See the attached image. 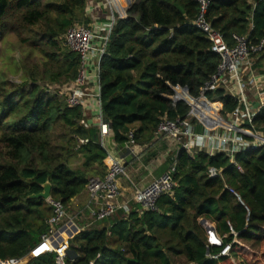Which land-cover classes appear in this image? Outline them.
<instances>
[{"label": "trees", "instance_id": "1", "mask_svg": "<svg viewBox=\"0 0 264 264\" xmlns=\"http://www.w3.org/2000/svg\"><path fill=\"white\" fill-rule=\"evenodd\" d=\"M208 1L206 20L228 45L233 35L252 43L264 39V0ZM85 10V0H0V40L14 36L26 49L20 83L0 75L2 260L24 258L48 231L51 208L29 196L49 182L51 199L67 206L85 189L94 165L106 168L99 130L85 127L81 108L69 107L61 94L79 70V56L66 46L64 34L88 23ZM198 12L196 0H134L127 18L116 20L98 73L102 121L116 144H126L132 132L135 145H151L163 117L188 114L186 104L165 98L172 87L197 96L215 73L219 57L192 24ZM208 97L223 117L237 106L221 89ZM246 126L264 136V106ZM79 154L82 170H74L69 163ZM167 164L175 167L176 186L158 199V212L131 202L128 213L119 210L93 222L69 241L63 264H174L178 257L183 264H232L238 258L235 239L263 245L264 146L235 154L233 162L224 154L190 156L177 146ZM210 168L219 176L209 177ZM202 220L213 224L221 247L208 245ZM226 245L230 254L213 258ZM27 264L58 263L47 252Z\"/></svg>", "mask_w": 264, "mask_h": 264}, {"label": "built area", "instance_id": "2", "mask_svg": "<svg viewBox=\"0 0 264 264\" xmlns=\"http://www.w3.org/2000/svg\"><path fill=\"white\" fill-rule=\"evenodd\" d=\"M121 1L104 0L110 11V16L103 24H74L64 34L66 46L79 56V70L76 78L70 84L63 86L61 90L65 103L69 107H81L83 100L90 96L87 87L88 65L90 62L96 63L95 75L98 79L99 61L105 52L113 25L117 19L127 18V11L133 0L123 13L120 10ZM196 2L199 6V12L192 24L205 35L210 43L209 50L218 55L220 62L215 73L200 88L197 96H191L187 88L172 87V92L166 95L165 98L172 105L180 102L186 104L189 108L188 114L185 118L175 120L163 117L157 126L155 135L167 138L172 144L180 147L190 156L197 153H205L209 156L224 154L230 159V162H233L235 154L264 146V136L245 125L246 122H250L254 115L251 113V105L245 96L247 83L241 79L242 68L251 67L253 59L263 54L264 39L252 43L247 36L233 35V45H228L222 34L206 20L209 1L196 0ZM248 83H254L253 79L248 80ZM222 88L226 90V94L237 102L234 111L226 117L221 115L220 109L208 97ZM179 92L185 97H179ZM200 105L203 107H200ZM211 105L214 106V112H212ZM99 119L101 122L99 136L103 141L106 133L101 114ZM196 126H201V133L195 132ZM126 145H135L132 132L128 133ZM105 161L107 164L104 177L101 179L92 178L85 186L90 204H97L95 208L89 210V218L94 222L109 218L119 210H124L125 213L129 212L128 204L119 202L121 197L119 178L124 173L123 166L108 153ZM174 168V166L170 167L146 186L136 189L133 192L131 202L140 205L145 211L158 212V199L162 195H171L176 186L173 180ZM219 174L220 172L216 169H209V177L215 178ZM227 190L239 199L234 189L227 188ZM46 202L51 208L50 217L46 221L48 231L41 236V242L35 248L43 250L41 254L55 253L57 263L63 264L68 249L67 245L64 243L51 248L48 242L54 240L60 223L66 217V206L60 200L51 198ZM203 227L206 231L208 245L221 247L222 238L216 233L213 225L205 221ZM233 243H237L236 239ZM230 250L231 246L226 245L213 258L228 256ZM21 261L22 259H0V264H21Z\"/></svg>", "mask_w": 264, "mask_h": 264}, {"label": "crops", "instance_id": "3", "mask_svg": "<svg viewBox=\"0 0 264 264\" xmlns=\"http://www.w3.org/2000/svg\"><path fill=\"white\" fill-rule=\"evenodd\" d=\"M86 1V17H88V24L101 25L106 22L110 16V11L105 5L104 0H85ZM88 71V92L89 95L83 100L80 107L85 117V127H96L99 132L101 129V122L99 116L101 114L99 102V84L96 78V63L90 62ZM243 82H246L245 96L251 105V113L256 114L259 107L264 106V54L253 59L251 67L242 68ZM253 79L252 84L248 80ZM224 92L226 90L222 88ZM227 93V92H226ZM201 107H203L201 105ZM248 122L245 123V125ZM104 125V122H103ZM106 133L103 141L99 136L100 145L112 158L122 164L124 173L119 178V185L121 187L120 203H131L133 192L146 186L148 183L158 178L165 173L170 166L167 164V158L171 157L177 148L167 138L163 136H155L156 139L149 146H127L126 144L118 145L113 139V133L109 125H104ZM193 156V155H192ZM83 158L79 154L72 159L69 163L70 167L74 170H82ZM106 161L104 166L106 167ZM104 171L98 169L96 165L93 166L92 171L89 173V178H100L104 175ZM150 177V178H149ZM149 178V179H148ZM101 179V178H100ZM122 181L126 182L127 188L122 186ZM129 185V186H128ZM132 188H131V187ZM130 187V188H128ZM131 189V198L123 201L127 191ZM97 204H90L89 196L86 188L66 206V217L63 223L59 226L55 234L54 240L49 242V246L58 247L61 244H66L69 248V241L72 240L80 232L89 229L93 222L89 218L90 208H95ZM96 222V221H95ZM213 225V224H212ZM43 250L35 248L27 256L22 258L21 264H27L36 255L42 253Z\"/></svg>", "mask_w": 264, "mask_h": 264}, {"label": "rangeland", "instance_id": "4", "mask_svg": "<svg viewBox=\"0 0 264 264\" xmlns=\"http://www.w3.org/2000/svg\"><path fill=\"white\" fill-rule=\"evenodd\" d=\"M80 23L83 25L88 24L84 20ZM23 51H26V49L20 47L18 41L14 36L10 35L7 36L4 40H0V75H3L10 82L20 83L21 81L23 66L20 65V58ZM126 184V182L122 181L123 187L127 188ZM125 194L128 195H125L123 201H127L131 198V195H129L131 194V189ZM62 223L63 222H61L60 225ZM236 241L238 258L232 259V264H264V242L263 245H259L252 242H242L237 239ZM183 263L184 260L180 257L174 259V264Z\"/></svg>", "mask_w": 264, "mask_h": 264}, {"label": "water", "instance_id": "5", "mask_svg": "<svg viewBox=\"0 0 264 264\" xmlns=\"http://www.w3.org/2000/svg\"><path fill=\"white\" fill-rule=\"evenodd\" d=\"M133 2H134V0L132 1V4H133ZM104 125H108L107 122H104ZM195 132L201 133V126H196ZM41 187H42V191L40 193L31 195V196H29V198L30 199H41L44 201H48L51 198V184L49 182H46ZM200 223L202 225L205 224V220H202Z\"/></svg>", "mask_w": 264, "mask_h": 264}, {"label": "bare ground", "instance_id": "6", "mask_svg": "<svg viewBox=\"0 0 264 264\" xmlns=\"http://www.w3.org/2000/svg\"><path fill=\"white\" fill-rule=\"evenodd\" d=\"M131 1L132 0H122L121 1V3H120V10H121V12L123 13V11L130 5V3H131ZM178 96L179 97H185V95H183L182 93H180L179 92V94H178ZM200 107H201V105H200ZM50 242V241H49ZM49 242H48V244H49Z\"/></svg>", "mask_w": 264, "mask_h": 264}]
</instances>
